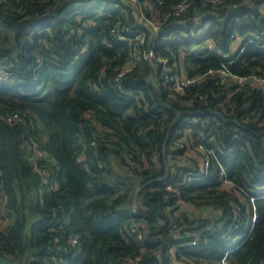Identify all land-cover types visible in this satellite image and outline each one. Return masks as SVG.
I'll return each mask as SVG.
<instances>
[{
  "label": "trees",
  "instance_id": "1",
  "mask_svg": "<svg viewBox=\"0 0 264 264\" xmlns=\"http://www.w3.org/2000/svg\"><path fill=\"white\" fill-rule=\"evenodd\" d=\"M258 78L264 0H0V256L264 264Z\"/></svg>",
  "mask_w": 264,
  "mask_h": 264
},
{
  "label": "built area",
  "instance_id": "2",
  "mask_svg": "<svg viewBox=\"0 0 264 264\" xmlns=\"http://www.w3.org/2000/svg\"><path fill=\"white\" fill-rule=\"evenodd\" d=\"M152 56H153V53L150 52V53H148V55L146 57H152ZM167 61H168V59H164L165 64L167 63ZM220 72L224 76H230V74L226 70H220ZM230 77H232V79L237 80L238 83H242V84L245 83L247 80H248V82H250V79H252L253 81H254V79H256V77L255 78H248V77H239L237 75H231ZM168 81L169 82L171 81L173 83L174 89L177 93L183 94L185 87H187L189 84L195 82L196 79H189L186 77H176V78H172ZM257 81H258L259 85H264V79L258 78ZM5 120L9 124H16V123L22 122L23 118L19 114L15 113V114H11V115L6 116ZM203 166L207 167L208 162H205ZM260 196H261L260 192H257L256 197H260ZM254 199H255V197H251V201H254ZM255 221H256V216L254 215V217L252 218V222L254 223ZM193 243H196V242L194 241ZM227 256H228V253H226L224 255V257L222 258V262L220 264H228Z\"/></svg>",
  "mask_w": 264,
  "mask_h": 264
},
{
  "label": "rangeland",
  "instance_id": "3",
  "mask_svg": "<svg viewBox=\"0 0 264 264\" xmlns=\"http://www.w3.org/2000/svg\"><path fill=\"white\" fill-rule=\"evenodd\" d=\"M238 44H239V41L236 42V46H237ZM190 154L193 155V151H191ZM1 199H2V197H1V195H0V223H2V221H3L2 224H5V223H6V219H4V218H6V214H5L4 205H3V203L1 202V201H2ZM3 219H4V220H3Z\"/></svg>",
  "mask_w": 264,
  "mask_h": 264
},
{
  "label": "water",
  "instance_id": "4",
  "mask_svg": "<svg viewBox=\"0 0 264 264\" xmlns=\"http://www.w3.org/2000/svg\"><path fill=\"white\" fill-rule=\"evenodd\" d=\"M252 81H253V80L250 79V82H252ZM207 112L216 113V112L211 111V110H209V111H204V112H199V113H200V114H206ZM0 264H17V263H14L13 261H11V260H9V259L0 256Z\"/></svg>",
  "mask_w": 264,
  "mask_h": 264
}]
</instances>
